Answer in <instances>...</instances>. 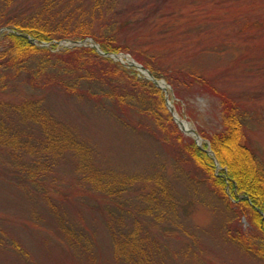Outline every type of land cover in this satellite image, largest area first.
I'll return each instance as SVG.
<instances>
[{
	"label": "trees",
	"instance_id": "obj_1",
	"mask_svg": "<svg viewBox=\"0 0 264 264\" xmlns=\"http://www.w3.org/2000/svg\"><path fill=\"white\" fill-rule=\"evenodd\" d=\"M120 3V0H0V28L11 29L0 32V177L36 191L54 212L49 192L55 188L47 181L69 161L77 178L74 185L86 187L96 195L95 199L110 201L103 203L110 205L107 209L102 208L114 257L126 264H165L149 224L172 217L169 221L172 228L173 220L177 219L175 194L166 175L159 172L150 176L127 175L103 169L96 161L92 145L77 132L78 123L70 121L69 104L71 111V106L78 104L72 111L77 117L90 114V107L93 115L89 116L109 117L139 136L157 134L167 146L184 153L187 162L197 164L203 180L210 182L220 196L238 200L234 203L248 220L249 209L264 212V169L244 141L247 111L242 103L208 84L207 79L204 81L210 92L219 95L222 101L223 129L209 137L222 166L219 173L214 172L213 158L172 122L163 91L152 81L139 76L133 67L99 54L94 47H59L55 42L90 37L105 52H129L154 76L165 77L175 97L182 101L180 85L186 81V73L194 77L193 72L162 71L144 50L131 48L125 40L121 42L119 32L146 25V17L135 26L137 20H129L126 16L130 14L119 12V8L125 7ZM147 3L148 0H140L126 4L133 12L139 9L149 17L148 11L141 9ZM56 105L63 108L57 109ZM83 105L84 112L80 110ZM141 181L152 184L146 193L142 192ZM137 190L141 193L136 196L139 203L132 202L133 197L128 195ZM172 211L174 216L170 215ZM253 211L252 218L261 223L262 236L252 242V250L264 257V220ZM33 217L40 218L35 214ZM128 217L130 223L125 222ZM62 224L60 233L67 243L63 249L68 251L69 243H73L87 252L84 230L72 227L67 220ZM45 243L43 247L48 241ZM14 247L25 253L17 241ZM92 257L97 262L98 256Z\"/></svg>",
	"mask_w": 264,
	"mask_h": 264
},
{
	"label": "rangeland",
	"instance_id": "obj_2",
	"mask_svg": "<svg viewBox=\"0 0 264 264\" xmlns=\"http://www.w3.org/2000/svg\"><path fill=\"white\" fill-rule=\"evenodd\" d=\"M120 2L125 7L119 12L130 14L126 16L129 20H137L135 26L146 17V25L121 30V42L125 40L131 48L144 50L162 71L193 72L194 77L186 73V81L179 84L182 101L175 97L167 79H162L168 85L166 94L174 111L197 138L182 131L171 116L172 122L213 158L214 172L219 173L222 166L209 137L223 129L222 101L210 92L204 79L242 103L247 111L244 141L264 169V0H148L141 9L148 11L149 17L139 9L133 12L126 4L140 0ZM123 53L133 58L129 52ZM162 96L165 97L164 92ZM74 105L72 111L78 107ZM80 110L84 112V105ZM90 110V114L77 117L69 104V118L78 123L77 132L94 148L99 166L127 175L163 173L172 186L177 215L174 211L170 215L177 217L175 224L169 228L172 217L149 224L165 264H264L261 253L252 250V242L262 236L260 221L252 218L253 210L262 221L263 211L249 209L248 220L234 203L238 200L220 196L210 182L203 180L200 167L187 162L184 153L167 146L160 136H139L109 117L89 116L93 115ZM226 153L233 160L231 152ZM76 180L66 161L47 181L55 188L49 192L55 210L52 212L39 193L0 177V264H126L114 257L105 224L103 208L110 205L103 203L110 201L95 199L96 195L86 187L74 185ZM142 185V192L146 193L152 184L144 181ZM138 194L140 190L128 195L133 197L132 202L139 203ZM238 198H242L241 194ZM34 214L40 218L34 219ZM66 220L72 227L84 230L87 252L73 243H69L68 251L63 249L67 243L59 226ZM130 221L129 217L125 220ZM14 241L21 245L24 254L15 249ZM92 255L98 256L97 262Z\"/></svg>",
	"mask_w": 264,
	"mask_h": 264
},
{
	"label": "water",
	"instance_id": "obj_3",
	"mask_svg": "<svg viewBox=\"0 0 264 264\" xmlns=\"http://www.w3.org/2000/svg\"><path fill=\"white\" fill-rule=\"evenodd\" d=\"M3 30H11L10 27H3L0 28V32ZM63 41L67 42V43H71L72 45H81V44H85V42H89L90 46H93L97 49V51L99 53H101L104 56H109L112 57L116 60L121 61L122 63H126L129 66H134L136 67L139 71H141L144 75H146L147 79L151 80L157 87H159L160 89H162L164 92H166L165 88L161 86L160 82H162L161 79L155 78L151 72L146 69L144 66H142L140 63L134 61L133 59L128 58L126 55H123L122 53H107V52H103L102 50L99 49V46L93 42L92 38L90 37H86L82 40H67V39H63ZM122 57L124 58V61L122 60ZM165 103L167 105V108L169 109L173 119L175 120V122L179 125L180 129L186 133H189L191 135H195L197 138V135L195 133V131L192 128H189L187 131L183 129V127L180 125V122H178V120L175 118L174 116V111L173 108L169 105L168 99L165 95Z\"/></svg>",
	"mask_w": 264,
	"mask_h": 264
},
{
	"label": "bare ground",
	"instance_id": "obj_4",
	"mask_svg": "<svg viewBox=\"0 0 264 264\" xmlns=\"http://www.w3.org/2000/svg\"><path fill=\"white\" fill-rule=\"evenodd\" d=\"M162 85H164V84H162ZM165 86H166V85H164V87H165ZM169 104L171 105L170 102H169ZM174 116H175V118L178 120V122H180V125L183 127L184 130L187 131V130L190 128L189 124H188L184 119H181V118L177 115L176 112L174 113Z\"/></svg>",
	"mask_w": 264,
	"mask_h": 264
}]
</instances>
